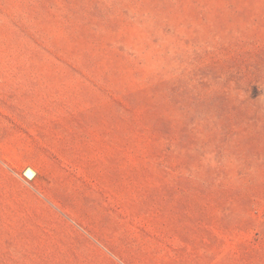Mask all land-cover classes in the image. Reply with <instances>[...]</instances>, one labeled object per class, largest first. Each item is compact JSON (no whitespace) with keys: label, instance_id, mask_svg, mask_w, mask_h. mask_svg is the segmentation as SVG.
I'll return each mask as SVG.
<instances>
[{"label":"rangeland","instance_id":"obj_1","mask_svg":"<svg viewBox=\"0 0 264 264\" xmlns=\"http://www.w3.org/2000/svg\"><path fill=\"white\" fill-rule=\"evenodd\" d=\"M0 264H264V0H0Z\"/></svg>","mask_w":264,"mask_h":264},{"label":"bare ground","instance_id":"obj_2","mask_svg":"<svg viewBox=\"0 0 264 264\" xmlns=\"http://www.w3.org/2000/svg\"><path fill=\"white\" fill-rule=\"evenodd\" d=\"M25 175H26L27 178L32 179L34 177V175H35V172H34L33 168L30 167V168L26 169Z\"/></svg>","mask_w":264,"mask_h":264}]
</instances>
